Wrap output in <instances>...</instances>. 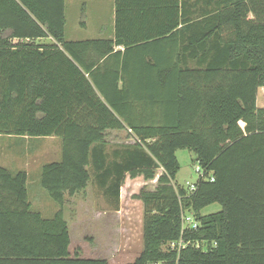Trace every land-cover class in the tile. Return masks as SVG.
<instances>
[{
    "label": "trees",
    "instance_id": "16d2710c",
    "mask_svg": "<svg viewBox=\"0 0 264 264\" xmlns=\"http://www.w3.org/2000/svg\"><path fill=\"white\" fill-rule=\"evenodd\" d=\"M113 8L110 37L67 39L65 0H0V134L60 139V158L40 170L50 217L31 208L27 172L0 165V264H110L71 253L66 196L94 180L117 201L127 175L158 168L155 188L135 194L143 249L121 264H264V0ZM122 129L134 140L109 151L108 131ZM183 148L213 181L173 183ZM182 213L198 227L177 254L164 245Z\"/></svg>",
    "mask_w": 264,
    "mask_h": 264
},
{
    "label": "rangeland",
    "instance_id": "374dc122",
    "mask_svg": "<svg viewBox=\"0 0 264 264\" xmlns=\"http://www.w3.org/2000/svg\"><path fill=\"white\" fill-rule=\"evenodd\" d=\"M79 3L80 0H66V6H68L65 23L66 38L106 37L111 28L109 11L112 12L110 9H113V0H110L109 5H105L100 15L101 23H105L106 26L102 24L104 31H107L104 35H100V31L97 30L95 17L90 19V15L86 18L79 13L81 7ZM83 22H87V28H82ZM257 100L258 105H264V87L258 89ZM129 135L126 129L109 130L105 138L110 144L109 151L111 147L120 143L132 142L134 138ZM176 156L180 168L173 183L186 187L187 181L194 182L198 179L195 171V154L183 148L176 150ZM59 158L60 139L55 135L31 137L0 134V165L12 170L23 169L27 172V190L28 198L32 202L31 208L40 210L44 217H50L58 206L40 186L41 165ZM159 174L160 169H157L155 176L158 177ZM156 184L157 180L154 178L146 180L142 175L135 178L127 175L120 187L117 201L112 196L104 194L94 180H91L84 193L81 192L72 197L66 196L64 216L70 232L71 253L78 251L82 256L106 257L110 264L133 261L143 249V206L135 194L142 187L154 189ZM219 209L220 205L213 203L205 207L202 213L206 214Z\"/></svg>",
    "mask_w": 264,
    "mask_h": 264
},
{
    "label": "built area",
    "instance_id": "2783aa9c",
    "mask_svg": "<svg viewBox=\"0 0 264 264\" xmlns=\"http://www.w3.org/2000/svg\"><path fill=\"white\" fill-rule=\"evenodd\" d=\"M263 88V87H262ZM195 171L198 174V179L200 178H209V180L213 181L214 177L211 174H208L205 172V170L200 166L199 163L196 162ZM197 179V180H198ZM197 180L194 182H186L187 189L189 191H193L196 188ZM181 221H182V228H181V235L177 240H172L164 245L165 248H167L170 251H176L177 254L180 253L181 249L186 245L182 238V233L186 229L192 228L196 229L198 227V221L194 217L192 213H182L181 214ZM203 249L205 250V246L203 242H201ZM152 264H164L162 261H157Z\"/></svg>",
    "mask_w": 264,
    "mask_h": 264
},
{
    "label": "crops",
    "instance_id": "0c3cea01",
    "mask_svg": "<svg viewBox=\"0 0 264 264\" xmlns=\"http://www.w3.org/2000/svg\"><path fill=\"white\" fill-rule=\"evenodd\" d=\"M106 4L109 5L110 4V0H108V3H107V0H80V3H79V5L81 6L79 8V13H82L83 15H85L86 18H88L89 15H90V17H89L90 19H92L93 17H95V19L97 21V23H96L95 26H96L97 30L100 31L99 32V33H101L100 35H104L107 32V31H104L105 28L102 26V24L105 26V23H103V22L101 23V21H100L101 20L100 19V17H101L100 15L104 11V8H105V5ZM67 7L68 6H66V0H65V15L67 14V11H66V8ZM110 10H112V12L109 11L110 26H111V28L107 32L108 35L106 37H110L112 35V25H113L114 8L113 9L111 8ZM66 19H67V15H66ZM87 26H88L87 25V22H83L82 23V28H85V27L87 28ZM90 38H92V37H90ZM72 39H75V38H72ZM78 39H81V38H78ZM257 104H258V100H257ZM158 169H160V173L163 170L162 168H158ZM154 179L157 180V176H155ZM35 190H37V189H35ZM63 211H64V208H63ZM93 212H96L97 213V211H95V210H93ZM103 258H106V257H103Z\"/></svg>",
    "mask_w": 264,
    "mask_h": 264
}]
</instances>
